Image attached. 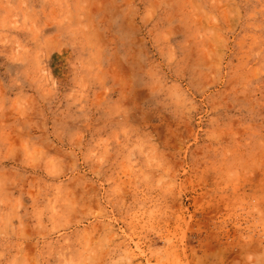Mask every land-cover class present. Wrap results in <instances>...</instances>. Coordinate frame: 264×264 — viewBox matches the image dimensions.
Here are the masks:
<instances>
[{"label": "rangeland", "instance_id": "1", "mask_svg": "<svg viewBox=\"0 0 264 264\" xmlns=\"http://www.w3.org/2000/svg\"><path fill=\"white\" fill-rule=\"evenodd\" d=\"M0 264H264V0H0Z\"/></svg>", "mask_w": 264, "mask_h": 264}]
</instances>
